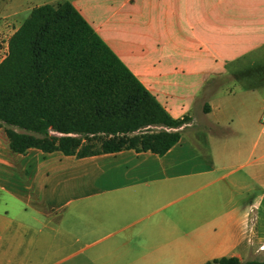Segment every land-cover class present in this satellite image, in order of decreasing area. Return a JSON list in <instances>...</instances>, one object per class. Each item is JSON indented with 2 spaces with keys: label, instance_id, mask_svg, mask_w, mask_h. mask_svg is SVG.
Here are the masks:
<instances>
[{
  "label": "crops",
  "instance_id": "1",
  "mask_svg": "<svg viewBox=\"0 0 264 264\" xmlns=\"http://www.w3.org/2000/svg\"><path fill=\"white\" fill-rule=\"evenodd\" d=\"M69 1L170 116L189 119L161 155H69L93 164L74 177V203L48 153H12L0 128L2 174L11 158L35 163L23 182L0 175V264L262 259L264 0Z\"/></svg>",
  "mask_w": 264,
  "mask_h": 264
},
{
  "label": "trees",
  "instance_id": "2",
  "mask_svg": "<svg viewBox=\"0 0 264 264\" xmlns=\"http://www.w3.org/2000/svg\"><path fill=\"white\" fill-rule=\"evenodd\" d=\"M188 119L170 116L69 0L32 6L7 39L0 128L11 152L37 148L81 158L134 149L161 155ZM203 264L264 259L224 255Z\"/></svg>",
  "mask_w": 264,
  "mask_h": 264
},
{
  "label": "rangeland",
  "instance_id": "3",
  "mask_svg": "<svg viewBox=\"0 0 264 264\" xmlns=\"http://www.w3.org/2000/svg\"><path fill=\"white\" fill-rule=\"evenodd\" d=\"M3 1H5V3L0 0V60L6 53L8 37L19 26L30 8L34 6L33 3L18 5L17 3H10L7 0ZM236 86L237 85L235 84H224L222 85V89H224L225 87L234 88ZM212 87H216V85L212 84ZM258 111V116H264L263 108H260ZM47 155L48 156L46 162L48 165H51L50 172H52L53 174H66L65 178L67 179V181L64 183V187L66 186L69 188H66L68 189L67 191L69 192V194L65 196V198L68 197L70 199L68 203L76 202L72 199L74 196V192L72 193L71 189V186H73L72 183L76 181L74 177L75 175H92L91 171L93 168V164L90 161H82L77 158L70 157L69 155H64L60 151H54L48 153ZM57 156H60V158H62L61 161L57 159ZM28 160L25 158H11L10 161L13 163V165L4 170L6 172L5 174H2V171L0 170V175H19L20 179L23 182L25 177L24 175H30L35 168L34 161L29 160V162H27ZM16 179L18 178L16 177ZM261 258L264 259V257Z\"/></svg>",
  "mask_w": 264,
  "mask_h": 264
},
{
  "label": "built area",
  "instance_id": "4",
  "mask_svg": "<svg viewBox=\"0 0 264 264\" xmlns=\"http://www.w3.org/2000/svg\"><path fill=\"white\" fill-rule=\"evenodd\" d=\"M262 247H263L262 245L259 246V248H262Z\"/></svg>",
  "mask_w": 264,
  "mask_h": 264
}]
</instances>
